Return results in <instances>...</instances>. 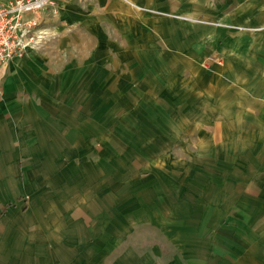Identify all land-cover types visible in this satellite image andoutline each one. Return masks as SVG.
<instances>
[{"label": "rangeland", "instance_id": "1", "mask_svg": "<svg viewBox=\"0 0 264 264\" xmlns=\"http://www.w3.org/2000/svg\"><path fill=\"white\" fill-rule=\"evenodd\" d=\"M256 19L264 0L44 11L12 91L0 69V98L24 113L0 149V264H257L264 184H243L264 161L245 88L263 63Z\"/></svg>", "mask_w": 264, "mask_h": 264}, {"label": "crops", "instance_id": "2", "mask_svg": "<svg viewBox=\"0 0 264 264\" xmlns=\"http://www.w3.org/2000/svg\"><path fill=\"white\" fill-rule=\"evenodd\" d=\"M264 21L262 20H258L256 19L254 24H256L255 26H257V30H259V33L256 37H251V39L254 40L255 44L257 45L256 49L257 51L255 52L256 56H257V61H261L263 62L261 65H259L258 63V69H261V74H256V82L255 84L252 86V84L249 85V87H245L246 89H248L249 93H253V95L250 98H253V96L255 97V99L253 100L254 102L256 101L257 103V107H262L264 109V48L259 50L260 46L263 45L264 46ZM249 37H243V42L241 43V45L245 46L243 48V50L247 51L248 50V46H249V42L248 39ZM212 56H214V62L216 61V63L218 64H222L220 57L217 56V52L213 51V54H211ZM32 53H26L24 57H22L21 60H17V61H25L26 60H31ZM17 61H11L9 62L5 68H0V69H6L7 70L4 72V74L8 75L6 76L5 79H3V82L6 85V89L10 88L9 90H13L11 88L12 85L9 86V84L13 81L14 78V73H15V66L18 64ZM241 82L244 83V77L241 78ZM247 83V82H245ZM244 85V84H243ZM242 85V86H243ZM18 85H16L14 88L17 89ZM6 89L4 91V93H6ZM4 93H2L1 96H3L2 98H0V149H7V142L8 140H16L18 138V134H21L22 130H21V124L23 123V108L21 107V102H16V100L13 102V100L15 98H9L7 95H5ZM248 93V92H246ZM9 94V93H7ZM255 94V95H254ZM9 96H11L9 94ZM16 135V136H14ZM5 142V144H4ZM2 147V148H1ZM2 154V153H1ZM4 158L5 156H7V153L4 152L3 153ZM15 156V154H13ZM263 156V155H262ZM261 156V157H262ZM6 160V159H5ZM4 160V161H5ZM264 161H260V163L262 164V166L258 169L255 166V176L254 179H250V176L248 177L247 180H245V182H243V184H264ZM6 169H4L3 171H5ZM261 196L263 197V201H264V187L261 190ZM5 208V206H4ZM263 247V246H262ZM264 249V248H263ZM259 250L257 252L261 253L259 256H257V264H264V250Z\"/></svg>", "mask_w": 264, "mask_h": 264}, {"label": "built area", "instance_id": "3", "mask_svg": "<svg viewBox=\"0 0 264 264\" xmlns=\"http://www.w3.org/2000/svg\"><path fill=\"white\" fill-rule=\"evenodd\" d=\"M60 0H0V67L45 36L41 14Z\"/></svg>", "mask_w": 264, "mask_h": 264}, {"label": "trees", "instance_id": "4", "mask_svg": "<svg viewBox=\"0 0 264 264\" xmlns=\"http://www.w3.org/2000/svg\"><path fill=\"white\" fill-rule=\"evenodd\" d=\"M4 209V208H3Z\"/></svg>", "mask_w": 264, "mask_h": 264}]
</instances>
